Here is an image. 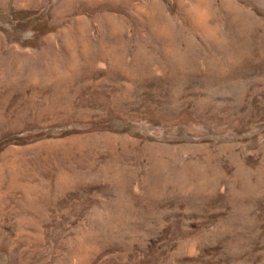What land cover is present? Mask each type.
Masks as SVG:
<instances>
[{
	"label": "rangeland",
	"instance_id": "obj_1",
	"mask_svg": "<svg viewBox=\"0 0 264 264\" xmlns=\"http://www.w3.org/2000/svg\"><path fill=\"white\" fill-rule=\"evenodd\" d=\"M125 1L0 0L2 55L56 45L40 83L0 68V264H264V0H155L170 36Z\"/></svg>",
	"mask_w": 264,
	"mask_h": 264
},
{
	"label": "bare ground",
	"instance_id": "obj_2",
	"mask_svg": "<svg viewBox=\"0 0 264 264\" xmlns=\"http://www.w3.org/2000/svg\"><path fill=\"white\" fill-rule=\"evenodd\" d=\"M204 2H205V5H204L205 8L200 9ZM224 2L225 1L223 0V3ZM184 3H186L187 5H189L193 8L195 7L198 11L202 10V12L205 13L204 18L206 20L211 18V14L208 11V9H210V8H208L209 6L206 3V0H186V1H184ZM128 4L130 5V3L126 0L124 2V9H125V11H128L127 12L128 15L133 14V15H135V17H138L140 19H146L148 26L151 25L152 30L157 31L158 34L170 36L173 33V31L171 32V29L173 26H172V24H170L168 16L163 11L160 4L158 2H156L155 0H150V2L148 3V6L146 8L147 10H145V9L143 10L142 8H139V9L143 10L140 12V14L136 13V11H135V13L131 12L129 10V8L127 7ZM93 5H94V3L87 6V7H91ZM183 6L184 5H182V4L179 5V8H178L179 11L183 10ZM223 6H224L225 10H227V3L226 2L223 4ZM68 7L70 8V11H71V8L73 6L71 7V4H69ZM137 7L138 6H135V8H137ZM122 9H123V7H122ZM105 10H106L105 12L108 11L107 9H105ZM95 17L97 19H99V21L101 23V30L104 33V34H101L102 38L101 39L99 38V40H102L101 42H103V40L108 37L106 35H109L110 37H115L116 39L117 38L120 39V36H118L120 34V27L118 25V21L116 19H114V17H110L109 15H107V16L96 15ZM76 24H77L78 31H80V35H83V37H81V42H79V40L76 37L75 38L73 37L72 30L69 29L68 31L66 30L67 32H65V35L63 34V36H62V47H67L68 45L70 46V44H71V46H74V47L79 46V47L85 49L89 45L88 39L85 38V36H87L86 31L88 30V27H89L88 21L79 20L76 22ZM156 40H158L157 44L160 47L163 44L165 45L163 50H161V48L157 47V50H159V52H160V56H159V60H158L159 62H161L164 65L167 64L175 72L177 71L178 68H180L181 66H184L183 64L187 63L184 56L182 58L178 56L174 47H168L167 46V41H162V38H160L159 36H158V38H156ZM89 41H91V40H89ZM168 41H169V43H171V42L173 43V39L172 40L170 39ZM44 43L46 44V47L44 49V51H45L44 55L21 54V52L12 51V50H7L6 52H3V55H2V52H0V64H1L0 68L3 69L2 74H4L5 76H8V77H11L17 81L18 80L20 81V79H21L22 81L20 82V84H21L20 87L23 86L22 84L40 83L41 82L40 81L41 71L39 68L41 66H45V69H49L51 66H53L50 64L51 63L54 64V60H55V59L52 60V56H51L52 49H53L52 45H54V37L49 36L47 38V40L44 41ZM117 43L119 44L120 42L117 41ZM160 44H162V45H160ZM221 44L223 46L227 45L223 42H218V41H215L213 43V45L217 46V47ZM54 46H56V45H54ZM93 50H96V47ZM108 50L114 51L115 47L112 45ZM95 54H97V51H95ZM137 56L140 57L141 59L145 57V56L144 57L142 56L141 52L140 53L138 52ZM59 58H58V60H56V62L61 61V59H59ZM12 63H15L14 67L11 66ZM43 63H47V64L49 63V64L48 65H42ZM119 63H121V60L119 61ZM37 68L39 69V71L37 70ZM122 68H125V67L122 66ZM25 69H27V70H25ZM47 72H49V71H47ZM141 72H144V71H141ZM47 74L48 73H46V75L43 74L42 76L48 77ZM140 74H142V73H140ZM140 74H136V76H139ZM40 88H39V90H40Z\"/></svg>",
	"mask_w": 264,
	"mask_h": 264
}]
</instances>
